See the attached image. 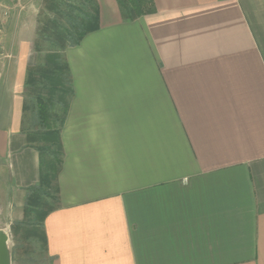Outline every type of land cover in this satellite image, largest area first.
Returning <instances> with one entry per match:
<instances>
[{
  "label": "crops",
  "instance_id": "0c3cea01",
  "mask_svg": "<svg viewBox=\"0 0 264 264\" xmlns=\"http://www.w3.org/2000/svg\"><path fill=\"white\" fill-rule=\"evenodd\" d=\"M36 1L0 0V49L14 53L0 66L13 83L0 93L10 249L36 221L27 198L42 174L17 92ZM90 5L98 28L63 50L72 91L48 263L264 264V0H153L135 19L117 0Z\"/></svg>",
  "mask_w": 264,
  "mask_h": 264
},
{
  "label": "trees",
  "instance_id": "16d2710c",
  "mask_svg": "<svg viewBox=\"0 0 264 264\" xmlns=\"http://www.w3.org/2000/svg\"><path fill=\"white\" fill-rule=\"evenodd\" d=\"M94 0H88L93 4ZM124 17L135 19L152 10L153 0H117ZM92 12H83V21H73L74 29L66 31L64 40L66 44L61 46L65 50L67 46H78L81 40L99 26L97 12L91 7ZM72 22V21H71ZM68 42V43H67ZM46 69L36 75L37 70H30L26 84L35 87L39 91L35 101L25 102V110L29 113L31 130L28 133L29 143L41 154L42 174L40 183L30 189L27 198V212L36 219L26 226L30 229L26 233L27 238L34 237L41 250L47 253V238L44 231V220L53 210L47 202V198L56 199L57 176L62 165L63 147L61 132L68 111V97L71 94V76L68 66L59 52L49 54L46 57ZM41 80V84H37ZM58 110L54 109L55 104ZM26 230V231H27ZM30 231V233H29Z\"/></svg>",
  "mask_w": 264,
  "mask_h": 264
},
{
  "label": "rangeland",
  "instance_id": "374dc122",
  "mask_svg": "<svg viewBox=\"0 0 264 264\" xmlns=\"http://www.w3.org/2000/svg\"><path fill=\"white\" fill-rule=\"evenodd\" d=\"M87 1L88 0H37V3L33 4L34 7L29 10L26 8V10H28L27 13H29V15L27 14L29 28L27 31L28 36L25 37V40H27V46L30 47V50L25 55L27 57L25 59L28 61L29 65L27 69H24V63H22V71L17 83V92L25 98L27 103L34 102L39 91L35 89V87L33 88L25 84V70L35 69L37 70L36 75L39 76L38 73H40L42 69L48 67L46 61L47 55L59 52L61 56H63L61 46L66 44L64 40L67 34L66 31L72 30L74 33H77L74 29L73 21H83L82 13L92 12L91 5L88 4ZM37 5L39 8L34 10ZM19 7L20 6H17L12 11L18 14H21L22 11L26 12L25 8L21 9V7ZM10 15L11 14L8 12L2 13V19L10 18ZM21 15H23V13ZM2 19H0V26L4 27V21ZM16 23H18L16 19H11L9 25H11L12 33L18 31L15 27ZM36 23H38L37 27ZM6 28L8 27L6 26ZM13 54L12 52H3L0 49V66L1 60L12 61L14 57ZM3 71L4 69L1 67L0 74H2ZM41 82V80H38L37 84L39 85ZM12 84L13 83H11L8 77L3 78L1 81L0 75V93L9 91ZM54 109L56 111L58 110L57 103ZM24 120L27 126L30 125L29 113L25 115ZM26 233H28V230L26 232H21L17 240L11 242L12 264H49L39 243L34 237L27 238Z\"/></svg>",
  "mask_w": 264,
  "mask_h": 264
},
{
  "label": "water",
  "instance_id": "95a60500",
  "mask_svg": "<svg viewBox=\"0 0 264 264\" xmlns=\"http://www.w3.org/2000/svg\"><path fill=\"white\" fill-rule=\"evenodd\" d=\"M0 264H12L9 236L3 231H0Z\"/></svg>",
  "mask_w": 264,
  "mask_h": 264
},
{
  "label": "built area",
  "instance_id": "2783aa9c",
  "mask_svg": "<svg viewBox=\"0 0 264 264\" xmlns=\"http://www.w3.org/2000/svg\"><path fill=\"white\" fill-rule=\"evenodd\" d=\"M15 1L20 2V0H15Z\"/></svg>",
  "mask_w": 264,
  "mask_h": 264
}]
</instances>
